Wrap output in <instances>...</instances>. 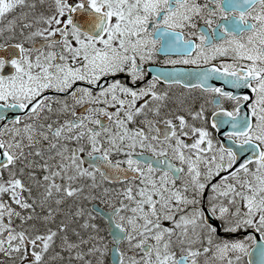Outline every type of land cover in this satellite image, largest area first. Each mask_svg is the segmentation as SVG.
<instances>
[{
  "label": "snow or ice",
  "instance_id": "snow-or-ice-1",
  "mask_svg": "<svg viewBox=\"0 0 264 264\" xmlns=\"http://www.w3.org/2000/svg\"><path fill=\"white\" fill-rule=\"evenodd\" d=\"M257 235L264 0H0V264H252Z\"/></svg>",
  "mask_w": 264,
  "mask_h": 264
},
{
  "label": "flooded vegetation",
  "instance_id": "flooded-vegetation-1",
  "mask_svg": "<svg viewBox=\"0 0 264 264\" xmlns=\"http://www.w3.org/2000/svg\"><path fill=\"white\" fill-rule=\"evenodd\" d=\"M175 91H177V92H179V91H182L181 89H176ZM198 103V102H197ZM103 221H101V224H102V226H103ZM257 238H259L260 239V237H259V235H257V237H256V244H257ZM260 241H261V246H260V250H261V247L262 246H264V240H261L260 239ZM256 248V245L252 248V249H250L251 250V252H253V250ZM254 256L255 257H258V258H261V256H260V252H256L255 254H254ZM246 260H248V257L246 258Z\"/></svg>",
  "mask_w": 264,
  "mask_h": 264
},
{
  "label": "rangeland",
  "instance_id": "rangeland-1",
  "mask_svg": "<svg viewBox=\"0 0 264 264\" xmlns=\"http://www.w3.org/2000/svg\"><path fill=\"white\" fill-rule=\"evenodd\" d=\"M98 224H100L99 222H97ZM101 225V224H100Z\"/></svg>",
  "mask_w": 264,
  "mask_h": 264
}]
</instances>
